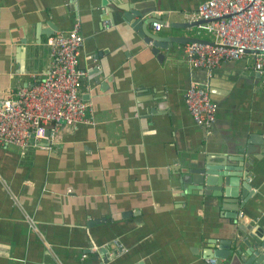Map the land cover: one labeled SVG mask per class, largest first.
I'll list each match as a JSON object with an SVG mask.
<instances>
[{
    "label": "crops",
    "instance_id": "1",
    "mask_svg": "<svg viewBox=\"0 0 264 264\" xmlns=\"http://www.w3.org/2000/svg\"><path fill=\"white\" fill-rule=\"evenodd\" d=\"M203 1L0 0V103L45 75L48 38L78 20L80 92L93 109L91 123L62 124L52 148L0 145V264H246L243 241L264 239V72L242 58L209 77L190 69L185 44L213 41L204 22L158 50L134 26L151 14L199 21ZM153 23L143 29L171 33ZM192 78L208 82L218 106L208 135L185 103ZM189 164L249 169L237 218L215 195L224 177L198 189L184 180ZM222 245L227 256L213 257Z\"/></svg>",
    "mask_w": 264,
    "mask_h": 264
},
{
    "label": "built area",
    "instance_id": "2",
    "mask_svg": "<svg viewBox=\"0 0 264 264\" xmlns=\"http://www.w3.org/2000/svg\"><path fill=\"white\" fill-rule=\"evenodd\" d=\"M212 35V42L185 44L190 69L202 68L207 76L223 63L245 59L248 66L264 72V0H205L194 13ZM154 27L161 24L154 22ZM81 22L58 31L47 40L49 64L45 75L30 85L19 86L0 103V145L52 148L62 124H88L93 109L80 92L86 72L79 63L84 44ZM185 103L195 122L208 135L217 121V103L207 81L192 78ZM242 215V213L240 212ZM119 240L111 243V254L123 252ZM211 258L212 264H217Z\"/></svg>",
    "mask_w": 264,
    "mask_h": 264
},
{
    "label": "water",
    "instance_id": "3",
    "mask_svg": "<svg viewBox=\"0 0 264 264\" xmlns=\"http://www.w3.org/2000/svg\"><path fill=\"white\" fill-rule=\"evenodd\" d=\"M134 16L136 17V15ZM127 17L129 18V15H127ZM182 21L183 22L180 23L174 21L171 22L170 20L162 19L156 16L155 14H151V18H149L148 20L142 19V17H140V19H136L134 21V26L137 29L141 30V35L144 37L145 42L154 46L156 50L160 48L170 49L169 47L171 43L180 42L182 39L188 38V35H190L188 33L193 31V27L203 22L202 20ZM148 22H159L160 24H166L171 30V33L166 38L154 35L148 29H143V25L147 24ZM184 171L185 182L189 183L190 185H192L193 183L198 184V189H201L204 183H206L208 187H212L216 182L219 181L218 175H220V177H224V181L227 187L223 189L222 193H215V195L223 197V202L221 206L224 209L231 210V212H227L226 216L228 218H237L239 211L241 210L242 206L246 203L247 196L249 194L248 192H246V190L250 186L251 179L249 176H247V174L249 173V169L246 170V175L243 174V172L237 174H223L218 173L214 170L212 166H209L208 164L202 166H197L196 164H189L188 166H186ZM227 176L229 177V179H227ZM240 182L243 187L241 189V192H239ZM243 243L247 247L245 252L249 255L246 264H264V239H262L260 244H253L252 240H245L243 241ZM237 250H240V248H237ZM228 253L229 245H222L219 247V250L213 252V257L223 258L226 257ZM256 255H258L259 258H256Z\"/></svg>",
    "mask_w": 264,
    "mask_h": 264
}]
</instances>
